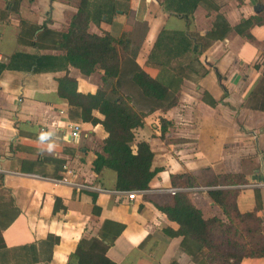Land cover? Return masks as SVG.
Instances as JSON below:
<instances>
[{"label": "crops", "instance_id": "crops-1", "mask_svg": "<svg viewBox=\"0 0 264 264\" xmlns=\"http://www.w3.org/2000/svg\"><path fill=\"white\" fill-rule=\"evenodd\" d=\"M80 1L0 0V65L6 66L0 72V264H67L79 241L98 238L105 221L123 226L107 250L117 264H203L183 251L182 237L167 233L179 225L158 209L173 205L172 174L193 176L199 186L190 189L192 202L205 219L225 223L229 220L209 196V186L219 175L243 176L247 184L240 187L238 210L256 213L264 227V112L252 101L264 74V25L251 29L255 41L233 31L222 41L208 39L203 57L191 52L165 68L150 60L156 41L163 31L186 30L187 23L164 13V0H130L125 15L89 24L94 35L129 34L131 51L122 60L119 89L131 97L135 110L154 108L135 130V143L150 145L152 169L158 173L149 190L130 195L115 189L114 171H93L108 137L103 125L82 121L59 95V80L65 77L77 81L79 93L96 94L102 70L85 76L69 65L35 72L25 60L10 62L18 55L64 56L60 49L28 43L43 26L67 32ZM257 1L212 0L219 11L199 6L188 29L201 39L221 21L235 27L258 15ZM197 45L202 51V42ZM147 67L163 76L177 74L170 87L177 95L172 108L163 111L166 105L145 97L133 82L134 71ZM92 115L104 120L97 110ZM74 125L80 128L77 138L70 135ZM42 133H49L43 141L38 139ZM49 143L54 145L50 151ZM68 171L76 185L59 180ZM241 264H264V258H245Z\"/></svg>", "mask_w": 264, "mask_h": 264}, {"label": "trees", "instance_id": "trees-1", "mask_svg": "<svg viewBox=\"0 0 264 264\" xmlns=\"http://www.w3.org/2000/svg\"><path fill=\"white\" fill-rule=\"evenodd\" d=\"M129 2L130 0H81L79 10L71 19L67 32L57 33L43 26L40 27L43 31L28 43L37 49H60L64 51V56L55 58L18 55L10 62L25 60L26 66L35 72L56 71L69 65L79 69L85 76H90L97 69L102 70V85L96 94L79 93L77 81L65 77L59 80V95L78 110L82 121L101 123L108 133L102 153H99L93 162V171L99 175L105 169L114 171L117 176V191L143 192L149 190L158 170L152 169L154 153L150 145L146 142L135 143V130L143 127L144 117L154 111V108L151 107L148 112L135 110L131 97L123 95L119 89L122 60L129 57L132 39L126 33L121 38H116L107 32L103 35L88 32L91 22L99 25L101 22L110 23L115 17L125 15ZM202 5L211 11H219V7L214 5L212 0L161 2L163 12L184 19L187 28L182 31L161 32L150 56L152 62L169 68L172 61L188 53L195 52L202 56L204 50H199V42H202L203 49L208 48V39L222 41L233 31L247 40L255 41L251 29L264 25L263 9L260 14L243 19L235 27L221 21L200 39L189 31L188 26L193 21L196 9ZM48 39L54 41L50 46L45 45ZM194 42L197 50L194 49ZM5 68L6 66L0 65V72ZM207 72L206 70L205 73ZM176 75L173 72L163 76L147 67L135 70L132 80L145 97L166 105L162 108L166 111L177 103L176 93L172 94L170 91ZM252 101L255 109L264 112V74L253 93ZM151 105L153 106V103ZM95 110L104 116L103 121L92 115ZM164 124L169 126L163 120ZM171 183L173 187L186 191L174 195L173 205L158 206V209L169 220L179 225L177 231L168 230L167 233L183 238L181 247L195 263L198 257L204 260L203 264H241L245 258H264L262 220L256 213L241 214L238 210L237 197L240 187L247 184L243 176L219 175L216 183L209 186L208 194L227 216V223L219 218L205 219L202 211L192 202L190 189L199 186L193 176L172 174ZM92 198L94 213L98 215L100 208L96 205L97 195L93 193ZM122 230V225L105 221L98 238H83L79 241L67 264H117L107 256V250L114 245Z\"/></svg>", "mask_w": 264, "mask_h": 264}, {"label": "built area", "instance_id": "built-area-1", "mask_svg": "<svg viewBox=\"0 0 264 264\" xmlns=\"http://www.w3.org/2000/svg\"><path fill=\"white\" fill-rule=\"evenodd\" d=\"M79 133H80V128H79V126H72L71 127V137L72 138H77L78 137V135H79ZM72 177V173L70 172V171H68L67 173H66V176H64V178H62V179H59L61 182H64V183H67V184H72V185H76V183L74 182V181H72L70 178ZM58 180V179H57ZM79 187H82V186H79ZM84 187V186H83ZM180 191H186V189H182V188H173V189H170L169 190V193L171 194V195H175L176 193H178V192H180ZM130 193V195H133L134 193H136V192H129Z\"/></svg>", "mask_w": 264, "mask_h": 264}, {"label": "clouds", "instance_id": "clouds-1", "mask_svg": "<svg viewBox=\"0 0 264 264\" xmlns=\"http://www.w3.org/2000/svg\"><path fill=\"white\" fill-rule=\"evenodd\" d=\"M48 135H49V133H42V134H39L38 139L42 140V136H43L44 139H46ZM42 141H43V140H42ZM53 146H54V145H53L52 143H49V144L47 145L48 150L50 151V150L53 148Z\"/></svg>", "mask_w": 264, "mask_h": 264}, {"label": "rangeland", "instance_id": "rangeland-1", "mask_svg": "<svg viewBox=\"0 0 264 264\" xmlns=\"http://www.w3.org/2000/svg\"><path fill=\"white\" fill-rule=\"evenodd\" d=\"M256 6H262L263 7V9H264V0H258L257 1V5ZM253 14H254V11H253ZM260 14V13H259ZM207 48V47H206ZM206 48H204L203 50V52H205L207 49ZM203 55V54H202ZM200 57H203V56H200Z\"/></svg>", "mask_w": 264, "mask_h": 264}, {"label": "water", "instance_id": "water-1", "mask_svg": "<svg viewBox=\"0 0 264 264\" xmlns=\"http://www.w3.org/2000/svg\"><path fill=\"white\" fill-rule=\"evenodd\" d=\"M263 10L262 6H256L255 7V13L259 14ZM195 50H197V46L194 47Z\"/></svg>", "mask_w": 264, "mask_h": 264}]
</instances>
